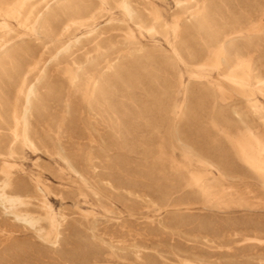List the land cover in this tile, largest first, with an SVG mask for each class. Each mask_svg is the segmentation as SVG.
<instances>
[{
    "label": "rangeland",
    "instance_id": "374dc122",
    "mask_svg": "<svg viewBox=\"0 0 264 264\" xmlns=\"http://www.w3.org/2000/svg\"><path fill=\"white\" fill-rule=\"evenodd\" d=\"M0 1V135L9 138L12 117H22V82L39 80L34 147L20 138L6 162L13 188H24L23 209L43 218L31 226L0 205V264H264V244L246 242L264 241V0H129L132 19L120 0ZM210 18L215 43L200 29ZM236 50L245 66L223 94L217 85ZM201 150L223 155L227 167L212 168Z\"/></svg>",
    "mask_w": 264,
    "mask_h": 264
},
{
    "label": "bare ground",
    "instance_id": "6f19581e",
    "mask_svg": "<svg viewBox=\"0 0 264 264\" xmlns=\"http://www.w3.org/2000/svg\"><path fill=\"white\" fill-rule=\"evenodd\" d=\"M14 1V0H13ZM16 1V0H15ZM98 1V0H97ZM190 1H194L195 2V0H190ZM207 1H209V0H207ZM218 1V0H217ZM223 1V0H222ZM257 1H259V0H256V2ZM263 1V0H262ZM0 2H2V1H0ZM18 2V1H17ZM16 2V3H17ZM25 2V1H24ZM105 2V1H104ZM112 2V1H111ZM120 4H121V7H122V9L127 13V15L132 19V17H134V16H132L131 15V11L129 10V4L130 3H128L129 2V0H120ZM250 2V1H249ZM253 3L255 2V1H252ZM251 2V3H252ZM255 2V3H256ZM4 3V2H3ZM15 3V4H16ZM20 3H21V1H20ZM27 2H25V4H26ZM40 3V2H39ZM98 3V2H97ZM109 3V2H108ZM113 3V2H112ZM252 3V4H253ZM258 3V2H257ZM29 4V3H28ZM38 4V3H37ZM102 4V3H101ZM179 4V3H178ZM209 4H212V3H208V5ZM219 4V3H218ZM263 4H264V2H263ZM4 5V4H3ZM17 5V4H16ZM24 5V4H23ZM27 5V4H26ZM113 5H115V4H113ZM207 5V4H206ZM257 5V4H256ZM260 5V4H259ZM17 6H19V5H17ZM34 6V5H33ZM39 6V5H38ZM97 6V5H96ZM95 6V7H96ZM133 6V5H132ZM215 6V5H214ZM218 6V5H217ZM255 6V5H254ZM99 7H101V6H99ZM120 7V8H121ZM210 7H212V6H210ZM218 7H220V6H218ZM222 7V6H221ZM253 7V6H252ZM260 7V6H259ZM263 7V6H262ZM92 8V7H91ZM102 8V7H101ZM212 8H214V7H212ZM85 9V8H84ZM87 9H89V8H87ZM86 9V10H87ZM98 9H100V8H98ZM102 9H105V8H102ZM175 9V8H174ZM194 9V8H193ZM215 9V8H214ZM213 9V10H214ZM219 9V8H218ZM258 9V8H257ZM261 9V8H260ZM263 9V8H262ZM85 10V11H86ZM90 10V9H89ZM136 10V9H135ZM212 10V9H211ZM217 10V9H216ZM215 10V11H216ZM10 11H11V9H10ZM79 11V10H78ZM78 11H77V13H78ZM81 11V10H80ZM84 11V12H85ZM93 11H94V9H93ZM257 11V10H256ZM82 13H83V11H81ZM80 12V13H81ZM90 11H87V13H89ZM133 12V11H132ZM147 12V11H146ZM254 12V11H253ZM259 12H261V10L259 11ZM21 13V12H20ZM95 13V12H94ZM220 13V12H219ZM258 13V12H257ZM84 14H86V12L84 13ZM139 14V13H138ZM213 14V13H212ZM250 14V13H249ZM255 14V13H254ZM77 15V14H76ZM89 15V14H88ZM133 15H134V13H133ZM140 15V14H139ZM144 15V14H143ZM209 15H211V14H209ZM215 15V14H214ZM259 15V14H258ZM260 15H262V14H260ZM38 16V15H37ZM69 16V15H68ZM71 17H72V15H70ZM81 16H82V14H81ZM81 16H79V17H81ZM85 16V15H84ZM96 16V14L94 15V17ZM152 16V15H151ZM206 16H207V14H206ZM213 16V15H212ZM246 16H248V15H246ZM245 16V17H246ZM256 16V15H255ZM3 17H4V15H3ZM65 17H67V16H65ZM87 17H89V16H87ZM142 17V16H141ZM204 17V16H203ZM216 18H217V16H215ZM219 17H220V15H219ZM251 17V16H250ZM249 17V18H250ZM257 17V16H256ZM259 17V16H258ZM136 18V17H135ZM138 18V17H137ZM155 18V17H154ZM153 18V19H154ZM216 18H214L215 20H217ZM254 18V17H253ZM261 18V17H260ZM68 19V18H67ZM138 19H140V18H138ZM145 19H147V17L145 18ZM152 19V20H153ZM202 19V18H201ZM207 19V18H206ZM218 19H221V18H218ZM251 19V18H250ZM70 20V19H69ZM72 20V19H71ZM82 20V19H81ZM87 20V19H86ZM86 20H84L83 22H85ZM137 20V19H136ZM149 20V19H148ZM254 20V19H253ZM154 21H157V18H155L154 19ZM205 21V20H204ZM203 21V23L201 24V26H200V29L202 30V32L204 31V32H206V34H207V36L209 37V38H211V39H213L212 41H214V43H215V40H216V42H217V39H218V32H216L217 31V27H215L214 25H213V20L211 21V18H210V20H206L205 22ZM220 21V20H219ZM222 21V20H221ZM227 21V20H226ZM233 21V20H232ZM235 21V20H234ZM251 21V20H250ZM67 22V21H66ZM76 22V21H75ZM74 22V23H75ZM129 22H131V21H129ZM138 22V21H137ZM146 22V21H145ZM162 22V21H161ZM185 22V21H184ZM25 23V22H24ZM81 23V22H80ZM134 23V22H133ZM140 23V22H139ZM138 23V24H139ZM155 23V22H154ZM215 23V22H214ZM217 23V22H216ZM79 24V23H78ZM85 24V23H84ZM135 24V23H134ZM143 24V23H142ZM145 24V23H144ZM151 24V23H150ZM158 24V23H157ZM161 24H163V23H161ZM194 23H192L191 25H193ZM197 24H199V23H197ZM219 24V23H218ZM229 24V23H228ZM231 24V23H230ZM240 24V23H239ZM238 24V25H239ZM65 25H67L66 23H65ZM64 25V26H65ZM70 25V24H69ZM75 25V24H74ZM133 25V24H132ZM160 25V24H159ZM200 25V24H199ZM220 25H222V24H220ZM257 25H260V24H257ZM38 26V25H37ZM60 26H61V24H60ZM72 26V25H71ZM138 26V25H137ZM143 26V25H142ZM153 26H155L156 27V25L154 24ZM240 26V25H239ZM242 26V25H241ZM39 27H41V26H39ZM69 27V26H68ZM75 27V26H74ZM150 27V26H149ZM158 27V26H157ZM156 27V28H157ZM182 27H184L183 26V24H182V22H181V20L180 19H178V18H173V20H172V25H171V29H172V33L175 35V36H177V35H179V34H181V32H182ZM185 27H187V26H185ZM189 27H191L190 25H189ZM230 27V26H229ZM233 27H234V25H233ZM238 27V26H237ZM246 27V26H245ZM253 27V26H252ZM259 27V26H258ZM71 28V27H70ZM76 28V27H75ZM78 28V27H77ZM151 28V27H150ZM159 28V27H158ZM157 28V29H158ZM198 28H199V26H198ZM220 28V27H219ZM223 28V27H222ZM231 28V27H230ZM247 28H249V27H247ZM254 28V27H253ZM33 29V28H32ZM39 29V28H38ZM69 29V28H68ZM149 29V28H148ZM166 29H168V28H166ZM196 29H197V27H196ZM232 29V28H231ZM235 29V28H234ZM233 29V30H234ZM237 29V28H236ZM239 29V28H238ZM237 29V30H238ZM244 29V28H243ZM260 29H262V28H260ZM71 30V29H70ZM151 30H153V29H151ZM170 30V29H169ZM190 30L191 29H188L187 30V32H189L190 33ZM193 30V29H192ZM199 30V29H198ZM228 30V29H227ZM255 30H258V29H255ZM38 31V30H37ZM59 31V30H58ZM62 31V30H61ZM164 31H165V29H164ZM167 31V30H166ZM219 31V30H218ZM244 31V30H243ZM248 31V30H247ZM260 31V30H259ZM66 32H68V31H66ZM193 31H191V33H192ZM195 32V31H194ZM220 32V31H219ZM225 32V31H224ZM223 32V33H224ZM238 32H239V30H238ZM251 32H253V31H251ZM70 33H71V31H70ZM69 33V34H70ZM222 33V32H221ZM223 33H222V35H223ZM236 33V32H235ZM256 33V32H255ZM60 34V33H59ZM63 34H65V31H64V33ZM196 34V33H195ZM229 33H227V35H228ZM249 34H252V33H249ZM65 35H67V34H65ZM199 35V34H198ZM226 35V34H225ZM242 35V34H241ZM180 36V35H179ZM181 36H183V34L181 35ZM180 36V37H181ZM206 36V37H207ZM220 36V35H219ZM254 36H256V35H254ZM190 37H191V35H190ZM236 37V36H235ZM4 38V37H3ZM185 38V37H184ZM192 38V37H191ZM197 38V37H196ZM224 38V37H223ZM179 39V38H178ZM181 39V38H180ZM201 39V38H200ZM203 39H204V37H203ZM207 39V38H206ZM205 39V40H206ZM226 39V38H225ZM236 39V38H235ZM239 39V38H238ZM192 40H194V39H192ZM196 40V39H195ZM202 40V39H201ZM227 40V39H226ZM237 40V39H236ZM240 40V39H239ZM186 41V40H185ZM199 41V40H198ZM208 41V40H207ZM206 41V42H207ZM219 41H221V40H219ZM233 41H234V39H233ZM243 41V40H242ZM61 42V41H60ZM65 42V41H64ZM179 42V41H178ZM192 42H194V41H192ZM205 42V41H204ZM204 42H201V43H204ZM239 42V41H238ZM251 43H252V41H250ZM66 43V42H65ZM172 43V42H171ZM222 43V42H221ZM237 43V42H236ZM248 43V42H247ZM0 44H3V43H0ZM62 44V43H61ZM64 44V43H63ZM180 44V43H179ZM191 44V43H190ZM208 44V43H207ZM206 44V45H207ZM223 44V43H222ZM250 44V43H249ZM248 44V45H249ZM264 44V43H263ZM177 45H178V43H177ZM202 45V44H201ZM205 45V44H204ZM209 45H210V43H209ZM211 45H214V44H212L211 43ZM219 45V44H218ZM225 45V44H224ZM231 45H232V43H231ZM237 46H238V43L236 44ZM235 45V46H236ZM253 45V44H252ZM255 45V44H254ZM259 45V44H258ZM183 46V45H182ZM186 46V45H185ZM191 46H193V45H191ZM225 46H228V43H227V45H225ZM257 46V45H256ZM176 47H178V46H176ZM175 47V48H176ZM181 47V46H180ZM180 47H178V48H180ZM187 47V46H186ZM197 47V46H196ZM215 47H216V45H215ZM219 47V46H218ZM217 47V48H218ZM248 47V46H247ZM250 47V46H249ZM255 47V46H254ZM13 48V47H12ZM178 48H177V51H178ZM183 48V47H182ZM185 48V47H184ZM191 48V47H190ZM208 48V47H207ZM214 48V47H213ZM237 48V47H236ZM195 49V51H196V49L197 48H194ZM200 49H201V46H200ZM203 49V48H202ZM226 49H228V48H226ZM233 49V48H232ZM239 49V48H238ZM243 49V48H242ZM1 50V49H0ZM180 50H181V48H180ZM185 50H187V51H189V54L191 55V50L192 49H188V48H186ZM184 50V51H185ZM210 50H212V49H210ZM221 50V49H220ZM240 50V49H239ZM251 50V49H250ZM253 50V49H252ZM139 51V50H138ZM186 51V52H187ZM198 51V50H197ZM200 52H201V50H199ZM198 51V52H199ZM203 51V50H202ZM213 51V50H212ZM232 51V50H231ZM237 51V50H236ZM1 52V51H0ZM185 52V53H186ZM199 52V53H200ZM204 52H205V55H206V51L204 50ZM209 52V51H208ZM207 52V53H208ZM225 52H226V50H225ZM238 52V51H237ZM239 52H241V51H239ZM238 52V53H239ZM243 52V51H242ZM242 52H241V54H242ZM3 53V52H2ZM179 53V52H178ZM184 53V52H183ZM182 53V54H183ZM195 53V52H194ZM198 53V54H199ZM211 53V52H210ZM214 53V52H213ZM217 53V52H216ZM215 53V54H216ZM224 53V52H223ZM235 53V52H234ZM248 53V52H247ZM181 54V55H182ZM250 54V53H249ZM1 55V54H0ZM187 55V54H186ZM190 55H187V56H190ZM195 55V54H194ZM200 55V54H199ZM202 55H203V53L201 54V58H202ZM233 55V54H232ZM244 54H242V55H240L238 58H236V59H238V62H236V61H234L233 62V60L232 61H229V62H227V64H226V67H225V69L227 70V71H229V73L231 74L230 76H226V77H222V80L220 81V83L217 85V90L220 92V93H225L224 91H225V86H226V82H225V80H233V76H232V74H235V73H237V72H239V70L243 67V65H244V63H245V57L244 56H246V55H244ZM9 56V55H8ZM211 56V55H210ZM236 56V55H235ZM195 57V56H194ZM194 57H192V58H194ZM199 57V56H198ZM197 57V58H198ZM222 57V56H221ZM227 57V56H226ZM247 57V56H246ZM3 58V57H2ZM36 58V57H35ZM186 58H188V57H186ZM197 58H194L195 60H197ZM200 58V57H199ZM201 58H200V61L199 62H201L202 60H201ZM207 58V57H206ZM225 58V57H224ZM235 58V57H234ZM33 59V58H32ZM37 59V58H36ZM222 59V58H221ZM235 59V60H236ZM87 60V59H86ZM182 60V59H181ZM180 60V61H181ZM199 60V59H198ZM207 60V59H206ZM229 60V59H228ZM227 60V61H228ZM40 61V60H39ZM220 61V60H219ZM247 61H248V59H247ZM8 62V61H7ZM37 62V61H36ZM35 62V63H36ZM183 62V61H182ZM190 62V61H189ZM194 62V61H193ZM196 62V61H195ZM198 62V61H197ZM33 63H34V61H33ZM39 63V62H38ZM188 63V62H187ZM221 63V62H220ZM226 63V62H225ZM3 64V63H2ZM191 64V63H190ZM184 65V64H183ZM225 65V64H224ZM185 66V65H184ZM188 66V65H187ZM199 67H205V66H208L206 63H201V64H199L198 65ZM222 66V65H221ZM245 66V65H244ZM6 67V66H5ZM25 67H27L26 66V64H25ZM48 67V66H47ZM113 67V66H112ZM111 67V68H112ZM189 67V66H188ZM114 68H115V66H114ZM113 68V69H114ZM191 68H193V67H191ZM4 69V68H3ZM13 69V68H12ZM34 69H36V68H34ZM80 69V68H79ZM218 69H220V68H218ZM221 69H222V67H221ZM223 69H224V67H223ZM14 70V69H13ZM111 70V69H110ZM225 70V71H226ZM32 71V70H31ZM30 71V72H31ZM82 71V70H81ZM242 71V70H241ZM2 72H4L3 70H2ZM9 72V71H8ZM29 72V71H28ZM27 72V73H28ZM217 72V71H216ZM218 73V72H217ZM216 73V74H217ZM225 73V72H224ZM3 74V73H2ZM4 74H5V72H4ZM11 74V73H10ZM80 74V73H79ZM83 74V73H82ZM248 74V73H247ZM251 74V73H250ZM26 75V74H25ZM42 75V74H41ZM21 76V75H20ZM79 75H77V77H78ZM245 76V75H244ZM243 76V77H244ZM1 77V76H0ZM74 77V76H73ZM72 77V78H73ZM11 78V77H10ZM20 78V77H19ZM42 78V77H41ZM45 78V77H44ZM82 78V77H81ZM220 78V77H219ZM18 80V79H17ZM27 80V79H26ZM24 81V82H22V85H21V88H20V91H19V93H23V94H25V96H26V101H25V105H24V107H23V110H22V117L21 118H18L17 116H13L12 117V125L11 124H9L11 127L9 128L8 127V131H9V134L10 135H8L9 136V138H4V137H2L1 135V137L2 138H4V139H6L5 141H3L1 138V140L3 141V142H0V159H2V161H4L3 162V165H2V169L0 170V205H1V208L3 207V210H5V211H7L8 213H10L11 215H13L15 218L14 219H17V220H21V221H23V222H25V223H27V224H29V225H34L35 226V224L36 225H38L42 220H43V218H42V216H35V217H33L32 215H30L29 213H28V210L27 211H25L23 208H25V206H26V201H25V199H26V195H25V193L23 192V189L24 188H22V190H16L15 188H13V180L11 179V173H10V169L12 168L11 167V164H9V162H6V161H8V159H12L13 158V155L15 154V149H16V145H17V143L20 141V138H22L23 139V142L24 143H26V144H29V146L30 147H34V145H33V143H32V141H31V137L29 136V131L31 130H29V119L31 118V116H32V109L34 108V106H33V108H32V100H31V98H32V96L33 95H35V90H37L36 89V86H37V84L39 83V80H35V82L34 83H32V84H29V83H26L27 81ZM81 80V79H80ZM220 80V79H219ZM218 80V81H219ZM236 80V79H235ZM234 80V81H235ZM238 80V79H237ZM241 80H242V78H241ZM243 80H246V79H243ZM98 81V80H97ZM106 81V80H105ZM108 81V80H107ZM106 81V82H107ZM204 81V80H203ZM240 81V80H239ZM238 81V82H239ZM264 81V80H263ZM18 82V81H17ZM100 82V81H99ZM98 82V83H99ZM192 82V81H191ZM196 82V81H195ZM200 83H201V81H199ZM40 83H42V82H40ZM71 83H72V81H71ZM75 83V82H74ZM78 83V82H77ZM233 83V82H232ZM244 83V82H243ZM248 83H249V81H248ZM108 84V83H107ZM202 84V83H201ZM203 84H205L204 82H203ZM207 84V83H206ZM245 84V83H244ZM257 84V83H256ZM20 85V84H19ZM42 85V84H41ZM40 85V86H41ZM74 85V84H73ZM169 85V84H168ZM168 85H166L165 87L167 88L168 87ZM194 85H195V83H194ZM240 85V84H239ZM246 85H247V83H246ZM264 85V84H263ZM18 86V85H17ZM170 86V85H169ZM208 86V85H207ZM242 86V85H241ZM248 86V85H247ZM172 87V86H171ZM199 87V86H198ZM204 87V86H203ZM166 88H164V89H166ZM169 88V87H168ZM167 88V89H168ZM190 88H191V86H190ZM200 88V87H199ZM207 88V87H206ZM188 89H189V87H188ZM202 89V88H201ZM207 89H209V88H207ZM215 89V88H214ZM172 90V89H171ZM228 90V89H227ZM230 90V89H229ZM18 91V90H17ZM16 91V92H17ZM39 91V90H38ZM164 91V90H163ZM203 91H205V90H203ZM167 91H165V93H166ZM206 92V91H205ZM231 92V91H230ZM189 93V92H188ZM197 93H198V91H197ZM200 93V92H199ZM199 93H198V97H199ZM208 93H209V91H208ZM212 93V92H211ZM167 94V93H166ZM190 94V93H189ZM196 94V93H195ZM202 94H203V92H202ZM210 94V93H209ZM215 94V93H214ZM214 94H213V96H214ZM217 94H218V92H217ZM231 94V93H230ZM234 94H236V93H234ZM192 95V94H191ZM206 95H208V94H206ZM220 95V94H219ZM218 95V96H219ZM226 95V94H225ZM228 95H229V93H228ZM24 96V95H23ZM212 96V97H213ZM216 96V95H215ZM217 96V97H218ZM231 96H232V94H231ZM17 97H18V95H17ZM167 97V96H166ZM186 97V96H185ZM191 97V96H190ZM203 97H207V96H205V93H204V96ZM188 98V97H187ZM194 98H195V96H194ZM197 98V97H196ZM200 98V97H199ZM198 98V99H199ZM210 98V97H209ZM215 98V97H214ZM224 98V97H223ZM222 97H221V100L223 99ZM17 99V98H16ZM20 99V98H19ZM191 99V98H190ZM201 99H202V96H201ZM203 99H205V98H203ZM218 99H220L219 97H218ZM167 100V99H166ZM192 100V99H191ZM206 100V99H205ZM210 100V102H211V98L209 99ZM215 100V99H214ZM189 101V100H188ZM196 101V100H195ZM204 101V100H203ZM207 101V100H206ZM216 101H218V100H216ZM216 101H215V103H216ZM192 102H194V99H193V101ZM198 102V101H197ZM196 102V103H197ZM220 102V101H219ZM203 103H205V102H203ZM202 103V104H203ZM208 103V102H207ZM20 104H21V102H20ZM24 104V103H23ZM70 104V103H69ZM201 104V103H200ZM202 104H201V107H202ZM33 105H34V103H33ZM37 105V104H36ZM35 105V106H36ZM42 105V104H41ZM71 105V104H70ZM160 105V104H159ZM164 105V104H163ZM185 105V104H184ZM193 105V104H192ZM197 105V104H196ZM20 106V105H19ZM38 106H40V105H38ZM37 106V107H38ZM158 106V105H157ZM186 106V105H185ZM190 106V105H189ZM222 106V105H221ZM67 107V106H66ZM181 107V106H180ZM248 107V106H247ZM20 108V107H19ZM42 108V107H41ZM155 108V107H154ZM153 108V109H154ZM169 108V107H168ZM185 108V107H184ZM183 108V109H184ZM224 108V107H223ZM16 109V108H15ZM67 109V108H66ZM153 109H152V111H153ZM158 109V108H157ZM162 110H163V106H162V108H161ZM181 109V108H180ZM219 109H221V108H219ZM218 109V110H219ZM227 109H228V107H227ZM164 110H165V107H164ZM163 110V111H164ZM194 110V109H193ZM217 110V109H216ZM222 110V109H221ZM12 111V110H11ZM42 111V110H41ZM72 111V110H71ZM75 111V110H74ZM152 111H151V113H152ZM156 111V110H155ZM161 111V110H160ZM16 112V111H15ZM18 112V111H17ZM164 112H166V111H164ZM193 112V111H192ZM215 112H218V111H215ZM4 113V112H3ZM19 113V112H18ZM157 113V112H156ZM163 113V112H162ZM167 113V112H166ZM7 114V113H6ZM138 114V113H137ZM158 114H159V112H158ZM164 114V113H163ZM163 114H160V115H163ZM215 114V113H214ZM218 114V113H217ZM216 114V115H217ZM222 114V113H221ZM0 115H3V114H0ZM18 115H20V114H18ZM73 115V114H72ZM157 115V114H156ZM159 115V116H160ZM168 115V114H167ZM167 115H165L164 117H166ZM219 115V114H218ZM11 116V115H10ZM75 116V115H74ZM133 116V115H132ZM151 116V115H150ZM155 116V115H154ZM221 116V115H220ZM5 117H6V115H5ZM33 117H34V115H33ZM156 117V116H155ZM161 117V116H160ZM160 117H158L157 116V118H160ZM171 117V116H170ZM219 117V116H218ZM222 117V116H221ZM151 118H153V116L151 117ZM151 118H149V119H151ZM163 118V117H162ZM232 118V117H231ZM2 119V118H1ZM75 119V118H74ZM148 119V120H149ZM154 119V118H153ZM164 119V118H163ZM162 119V120H163ZM6 120H8V119H6ZM155 120V119H154ZM159 120V119H158ZM160 120H161V118H160ZM165 120V119H164ZM122 121V120H121ZM166 121V120H165ZM169 121H172V119H170ZM6 122V121H5ZM131 122V121H130ZM149 122L151 123V121L149 120ZM155 122V121H154ZM156 122H158V121H156ZM160 122H162V121H160ZM160 122H158V125H159V123ZM174 122V121H173ZM1 123V122H0ZM3 123V122H2ZM149 123V124H150ZM166 123V122H165ZM232 123V122H231ZM7 124H8V122H7ZM162 124V123H161ZM169 124V123H168ZM167 124V125H168ZM170 124H171V122H170ZM174 124V123H173ZM157 125V124H156ZM157 125V126H158ZM230 125V124H229ZM7 126V125H6ZM32 126V125H31ZM152 126H154V128H155V123H154V125H152ZM152 126H151V128H152ZM173 126V125H172ZM1 127V126H0ZM3 127H5V125L3 126ZM159 128V127H158ZM176 128V127H175ZM7 128H5V130H6ZM160 129V128H159ZM185 129V128H184ZM241 129V128H240ZM2 130H3V128H2ZM167 130H168V128H167ZM178 130V129H177ZM177 130H174V135H175V137H176V141L177 142H179V143H183V141H186V140H184V138L181 136V134L177 131ZM156 131V130H155ZM169 131V130H168ZM171 131H172V129H171ZM187 131V130H186ZM1 132V131H0ZM4 132H6V131H4ZM157 132V131H156ZM184 132V131H183ZM188 132V131H187ZM186 132V133H187ZM3 133V132H2ZM7 133V132H6ZM165 134H166V132H164ZM185 133V132H184ZM190 133V132H189ZM238 133V132H237ZM239 133H240V131H239ZM30 134H31V132H30ZM169 134H170V132H169ZM192 134V133H191ZM242 134V133H241ZM240 134V135H241ZM6 135V134H5ZM4 135V136H5ZM160 135V134H159ZM159 135H158V138H160L159 137ZM163 135V134H162ZM172 135V134H171ZM185 135V134H184ZM238 135V134H237ZM245 135L246 134H244V137H245ZM161 136V135H160ZM165 136V135H164ZM164 136H163V138H164ZM166 136H168V135H166ZM186 136V135H185ZM184 136V137H185ZM199 136V135H198ZM249 136V135H248ZM187 138H185V139H187L188 140V137L189 136H186ZM250 137V136H249ZM196 138H198V137H196ZM173 139V138H172ZM171 139V140H172ZM240 139V138H239ZM238 139V140H239ZM246 139H248V138H246ZM166 140V139H165ZM167 140H168V137H167ZM193 140V139H192ZM250 140H251V138H250ZM161 141V140H160ZM159 141V142H160ZM164 141V140H163ZM168 141H170V140H168ZM191 141V140H190ZM199 141V140H198ZM241 142H242V140H240ZM245 141V140H244ZM158 142V141H157ZM172 142H174V141H172ZM256 142H257V140H256ZM164 143V142H163ZM166 143V142H165ZM188 143V142H187ZM234 143V142H233ZM243 143V142H242ZM160 144V143H159ZM190 144V143H189ZM195 144H196V141H195ZM194 144V145H195ZM198 144H201V143H198ZM158 145V144H157ZM164 145H166V144H164ZM160 146H161V144H160ZM159 145H158V147H160ZM167 146H169V144L167 145ZM198 146V145H197ZM196 146V147H197ZM200 146V145H199ZM233 146H235V143H234V145ZM156 148V147H155ZM165 148V147H164ZM197 148H200V147H197ZM202 148V147H201ZM200 148V149H201ZM204 148H206V147H204ZM157 149V148H156ZM200 149H198V150H200ZM160 150V149H159ZM158 150V151H159ZM162 150V149H161ZM164 150V149H163ZM189 150V149H188ZM187 150V151H188ZM217 150V149H216ZM237 150H239V152L241 153V154H243L244 152H243V147L242 146H238V149ZM257 150H258V152H259V154L260 155H262V153H264V148L263 149H261V148H257ZM210 151V150H209ZM191 152V151H190ZM200 152V151H199ZM202 152V153H201ZM201 157H202V159L205 161V162H208L210 165H211V167L212 168H214V167H217V169L218 168H222V167H227V166H225V162L227 161L226 160V158L225 157H223V155L221 156V157H215L213 154H211V153H209L208 151H202L201 150ZM238 152V151H237ZM257 152V151H256ZM257 152V153H258ZM158 153H161V152H158ZM226 153V152H225ZM218 154V153H217ZM218 156V155H217ZM242 156V155H241ZM240 156V158L242 159V157ZM6 158H8V159H6ZM232 159V158H231ZM200 161V160H199ZM232 161V160H231ZM202 163V162H201ZM228 164H229V162H227ZM226 163V164H227ZM208 164V165H209ZM233 164V163H232ZM259 164V163H258ZM235 166V165H234ZM233 166V167H234ZM252 166H253V164H252ZM210 167V166H209ZM228 167H230V166H228ZM254 167V166H253ZM229 169V168H228ZM234 169V168H233ZM239 169V168H238ZM259 169V168H258ZM230 171V170H229ZM232 171V170H231ZM241 171V170H240ZM227 173V172H226ZM229 173V172H228ZM237 173V172H236ZM220 174V173H219ZM224 174V173H223ZM233 175V174H232ZM221 176V175H220ZM219 176V177H220ZM237 175H235V177H236ZM234 177V176H233ZM240 177V176H239ZM222 178H224V177H222ZM226 179H227V177H225ZM230 179V178H229ZM19 189V188H18ZM40 191V190H39ZM137 195V194H136ZM164 203V202H163ZM165 203H166V201H165ZM164 206V205H163ZM42 208L41 209H44L46 212H47V217L49 216V213H50V207L48 206V203H47V201L43 198V200H42V206H41ZM40 209V210H41ZM44 210H43V212H44ZM49 220V219H48ZM17 222V221H16ZM19 224V223H18ZM20 225V224H19ZM55 225V224H54ZM45 229V228H44ZM42 227L40 228V234H43V233H45L46 231L44 230ZM38 231H39V229H37ZM56 233V232H55ZM59 233V232H58ZM56 234V238L55 239H58V236H59V234ZM47 235V234H46ZM101 241V240H100ZM57 242V241H56ZM246 242L247 243H249V244H251V246H260V245H262V244H264V241L263 240H260V239H257V238H247L246 239ZM51 245V244H50ZM112 246H114V245H112ZM116 246V245H115ZM120 248V247H119ZM252 248V247H251ZM256 248V247H255ZM9 250H11V249H9ZM12 252V251H11ZM7 253H10V252H8L7 251ZM4 254H6V252H4ZM11 254V253H10ZM13 255V254H12ZM12 255H10V256H12ZM2 256V255H1ZM4 256H8V255H4ZM253 257V256H252ZM2 259H3V257H2ZM1 260V259H0ZM3 260H5V259H3ZM15 260V259H14ZM137 260L138 261H140V262H142L143 261V259L142 258H137ZM9 261V260H8ZM183 262H185V261H183ZM262 263V262H261ZM94 264H96V263H94ZM184 264H193L192 262L190 263V262H186V263H184Z\"/></svg>",
    "mask_w": 264,
    "mask_h": 264
}]
</instances>
